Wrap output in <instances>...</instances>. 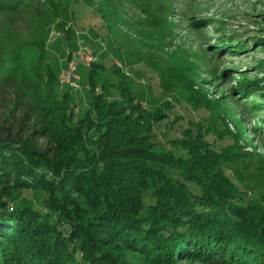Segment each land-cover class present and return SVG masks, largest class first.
Listing matches in <instances>:
<instances>
[{"label":"trees","instance_id":"16d2710c","mask_svg":"<svg viewBox=\"0 0 264 264\" xmlns=\"http://www.w3.org/2000/svg\"><path fill=\"white\" fill-rule=\"evenodd\" d=\"M43 56L55 143L50 154L0 138V184L28 192L0 196V264H135L131 254L148 264H264V204L228 172L238 160L230 142L184 134L167 148L155 133L166 113L127 90L120 105L92 93L86 114L67 115Z\"/></svg>","mask_w":264,"mask_h":264},{"label":"rangeland","instance_id":"374dc122","mask_svg":"<svg viewBox=\"0 0 264 264\" xmlns=\"http://www.w3.org/2000/svg\"><path fill=\"white\" fill-rule=\"evenodd\" d=\"M263 29L264 0H20L15 8L1 6L0 138L29 139L51 154L56 128L45 109L53 89L40 72L41 57L46 49L41 70L58 78L69 52L84 50L93 61L77 65L80 88L58 89L67 115L86 114L92 93L120 105L127 90L145 109L166 113L155 133L167 148L166 138L184 134L230 142L238 160L228 172L248 199L264 204ZM9 193L28 195L17 188ZM9 195L0 184V196ZM130 258L148 264L142 255Z\"/></svg>","mask_w":264,"mask_h":264},{"label":"built area","instance_id":"2783aa9c","mask_svg":"<svg viewBox=\"0 0 264 264\" xmlns=\"http://www.w3.org/2000/svg\"><path fill=\"white\" fill-rule=\"evenodd\" d=\"M93 61V57L86 54L84 50H78V52H69L66 58V65L62 68L58 77L59 86H68L72 89H79L80 85L78 80L80 79L77 74V65L83 63L90 65Z\"/></svg>","mask_w":264,"mask_h":264}]
</instances>
